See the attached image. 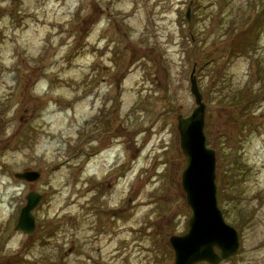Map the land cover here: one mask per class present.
<instances>
[{"label": "rangeland", "instance_id": "374dc122", "mask_svg": "<svg viewBox=\"0 0 264 264\" xmlns=\"http://www.w3.org/2000/svg\"><path fill=\"white\" fill-rule=\"evenodd\" d=\"M263 7L0 0V264H174L168 237L190 215L176 116L195 105L193 65L216 182L241 162L217 184L240 238L219 264H264V16L233 47ZM25 168L39 177L14 176ZM29 189L42 193L32 233L15 228Z\"/></svg>", "mask_w": 264, "mask_h": 264}, {"label": "water", "instance_id": "95a60500", "mask_svg": "<svg viewBox=\"0 0 264 264\" xmlns=\"http://www.w3.org/2000/svg\"><path fill=\"white\" fill-rule=\"evenodd\" d=\"M189 17V7L186 12ZM189 74L190 91L195 105L190 113L177 114L176 127L179 144L185 158L181 171V185L190 206L188 227L183 233H172L169 242L174 250V264H193L206 260L218 264L237 252L240 239L237 228L227 222L218 205L215 148L206 142L204 132L205 101L194 73ZM14 176L35 180L40 171L25 168L15 171ZM42 193L29 189L15 223L16 229L32 233L36 220L33 209L39 204Z\"/></svg>", "mask_w": 264, "mask_h": 264}, {"label": "trees", "instance_id": "16d2710c", "mask_svg": "<svg viewBox=\"0 0 264 264\" xmlns=\"http://www.w3.org/2000/svg\"><path fill=\"white\" fill-rule=\"evenodd\" d=\"M264 16V7L262 9H260L257 12V15L255 16V18L252 20L251 24L248 26V28L246 29V31L241 33V38L239 40H236L233 47H237V50H240L242 48V46H246V44H249L252 39H253V35L254 32H257L258 29L261 27V22L262 17ZM247 96L243 95V101L247 100ZM238 102L242 101V98L238 97L237 99ZM248 110H244L242 113H246ZM242 115V114H241ZM240 160L238 158L237 155H235L234 159L232 160L229 168L228 167H220L218 168V172H217V177H218V186H222L221 184V180L226 177L229 176L232 180L233 178L235 179V169L238 168L237 165H240ZM220 182V183H219ZM219 193H217L218 195L220 194V196H223L222 194V190L219 189L218 190Z\"/></svg>", "mask_w": 264, "mask_h": 264}, {"label": "flooded vegetation", "instance_id": "af4514ba", "mask_svg": "<svg viewBox=\"0 0 264 264\" xmlns=\"http://www.w3.org/2000/svg\"><path fill=\"white\" fill-rule=\"evenodd\" d=\"M235 254V253H234ZM234 254H232L231 256H229L227 259H225V260H222L221 262H224V261H226V260H228L229 258H232V256L234 255ZM205 261V260H204ZM207 262V261H206ZM221 262H219V263H221ZM209 263V262H208ZM218 263V264H219ZM210 264V263H209Z\"/></svg>", "mask_w": 264, "mask_h": 264}]
</instances>
